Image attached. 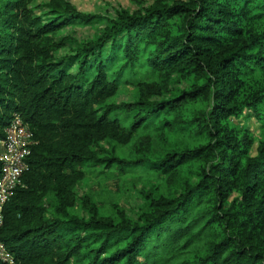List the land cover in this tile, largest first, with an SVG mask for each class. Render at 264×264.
Wrapping results in <instances>:
<instances>
[{
  "label": "trees",
  "instance_id": "obj_1",
  "mask_svg": "<svg viewBox=\"0 0 264 264\" xmlns=\"http://www.w3.org/2000/svg\"><path fill=\"white\" fill-rule=\"evenodd\" d=\"M35 1L0 0V139L19 114L36 140L0 230L14 264H264V140L255 144L236 124L255 119L264 133V0H157L144 12H118L63 58L67 42L53 34L103 16L50 0L46 19ZM167 71L189 86L164 99L110 103L123 85ZM194 121L204 142L162 159L96 150ZM197 160V181L151 198L138 221L102 216L88 197L90 216L72 213L86 165L162 175Z\"/></svg>",
  "mask_w": 264,
  "mask_h": 264
},
{
  "label": "rangeland",
  "instance_id": "obj_2",
  "mask_svg": "<svg viewBox=\"0 0 264 264\" xmlns=\"http://www.w3.org/2000/svg\"><path fill=\"white\" fill-rule=\"evenodd\" d=\"M84 14H97L103 16V20L92 24H68L60 28L53 39L55 41L65 40L66 45L57 52L59 58L73 54L76 48L102 35L108 19L115 18L117 13L126 10L130 13L144 12L157 0H68ZM50 0H36L33 3L35 13L50 17L47 5ZM75 69V68H73ZM135 80V79H132ZM189 78L181 76L176 72H159L150 75L146 79L135 80L133 83L123 85L118 94L111 99V104L131 102L139 97H150L152 99H164L178 93L189 86ZM196 108L189 107V119ZM249 129L255 138V144L264 140V133L260 124L255 119L239 122L236 124ZM194 121L193 128H173L154 130L149 133L140 132L132 141L126 145L114 141H104L96 148L101 156L117 157L124 160H146L162 159L167 153L173 150H185L194 148L203 143L204 138L195 135ZM146 163V162H145ZM203 167L200 160L186 163L167 174L158 175L155 172H147L144 169L138 172H130L120 175L102 172L103 167L92 164L86 165L83 169L86 177L79 181L75 187L78 195V202L72 209L74 215L81 218H88L89 208L85 197L90 198L100 215L118 219L119 213L123 212L133 221H138L140 216L149 210L151 198L160 194L167 197L177 196L186 185L195 183L199 172ZM48 206L53 204L51 196L45 199Z\"/></svg>",
  "mask_w": 264,
  "mask_h": 264
},
{
  "label": "built area",
  "instance_id": "obj_3",
  "mask_svg": "<svg viewBox=\"0 0 264 264\" xmlns=\"http://www.w3.org/2000/svg\"><path fill=\"white\" fill-rule=\"evenodd\" d=\"M36 140L29 125L15 114L6 130V137L0 139V230L4 222V209L14 194L22 186V178L29 169L28 158ZM0 258L8 264H14L12 255L0 241Z\"/></svg>",
  "mask_w": 264,
  "mask_h": 264
}]
</instances>
